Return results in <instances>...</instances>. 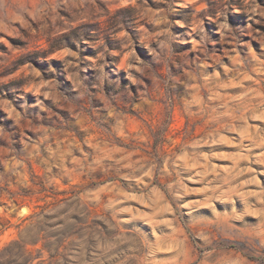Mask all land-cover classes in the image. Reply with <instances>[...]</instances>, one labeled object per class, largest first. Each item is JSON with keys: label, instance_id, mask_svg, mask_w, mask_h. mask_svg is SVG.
Wrapping results in <instances>:
<instances>
[{"label": "clouds", "instance_id": "1", "mask_svg": "<svg viewBox=\"0 0 264 264\" xmlns=\"http://www.w3.org/2000/svg\"><path fill=\"white\" fill-rule=\"evenodd\" d=\"M261 177L264 0H0V264H264Z\"/></svg>", "mask_w": 264, "mask_h": 264}, {"label": "rangeland", "instance_id": "2", "mask_svg": "<svg viewBox=\"0 0 264 264\" xmlns=\"http://www.w3.org/2000/svg\"><path fill=\"white\" fill-rule=\"evenodd\" d=\"M255 41L253 42V44L255 45ZM187 123L186 120H184L182 117L177 118V122L175 124V127L178 129H183V127L185 126V124ZM196 131H199V128L196 129ZM227 163V162H224ZM261 180L264 181V177H261ZM67 191H69L66 187L61 189V195H63L64 193H66ZM142 207V206H141Z\"/></svg>", "mask_w": 264, "mask_h": 264}]
</instances>
